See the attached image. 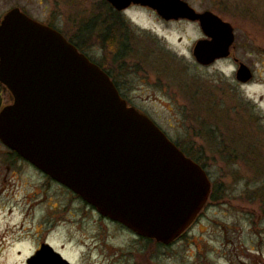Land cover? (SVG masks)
Returning <instances> with one entry per match:
<instances>
[{
	"label": "rangeland",
	"instance_id": "rangeland-1",
	"mask_svg": "<svg viewBox=\"0 0 264 264\" xmlns=\"http://www.w3.org/2000/svg\"><path fill=\"white\" fill-rule=\"evenodd\" d=\"M101 1L0 0V18L18 7L80 41L93 61L102 58L110 66L119 60H110L115 49L98 44V24L84 41L77 37L87 17L108 20ZM185 1L231 23L230 56L198 64L192 55L193 44L204 36L198 23L167 22L135 6L124 15L136 24L127 54L161 80L151 76L146 82L143 74L144 81L132 73L129 82L150 95L136 104L204 164L222 188L220 198L208 203L179 241L164 247L150 240L144 257L123 258L128 248L119 236L109 240L116 244L110 257L103 247L88 253L82 242L88 235L74 223L75 205L67 192L21 166L0 142V264H24L41 241L63 248L75 264H264V0ZM234 59L252 70L249 82L236 80ZM7 91L0 87L2 101ZM83 250L87 258L81 262Z\"/></svg>",
	"mask_w": 264,
	"mask_h": 264
},
{
	"label": "water",
	"instance_id": "water-1",
	"mask_svg": "<svg viewBox=\"0 0 264 264\" xmlns=\"http://www.w3.org/2000/svg\"><path fill=\"white\" fill-rule=\"evenodd\" d=\"M106 1L118 11L139 4L165 20L198 21L205 38L192 55L201 65L230 54L233 26L211 10L184 0ZM252 75L238 62L237 81ZM0 83L13 96L0 110L5 145L140 236L169 244L192 223L209 194L205 170L127 106L96 63L18 7L0 20ZM45 250L29 264H42Z\"/></svg>",
	"mask_w": 264,
	"mask_h": 264
},
{
	"label": "flooded vegetation",
	"instance_id": "flooded-vegetation-1",
	"mask_svg": "<svg viewBox=\"0 0 264 264\" xmlns=\"http://www.w3.org/2000/svg\"><path fill=\"white\" fill-rule=\"evenodd\" d=\"M135 6L136 5H130L128 8H126L121 12H117L110 6L109 14L107 16L108 20L106 24L103 25L101 23H98V31H97L98 44L103 49H105L106 45L111 47L112 51L113 49H115V51H113L114 52L113 55L110 56L111 57L110 60L115 62L116 60L119 61L115 63V65H113V63L110 62L111 65L107 66L106 62L104 63L101 58L100 61H95V63L101 69H103V71H105V73L109 76L119 96L121 97V99H123L126 102L128 106L134 107L138 111L150 117V115L145 110H143V108H141L138 104H136L137 101H147V99L150 98V95L143 96L140 88L136 89L133 85L130 84L129 77L131 76L132 73L135 74L138 73L139 78L143 74V77L146 82L151 76L155 77V82L161 80V77L160 75L154 74L149 69L143 67L141 64L136 63L132 58V56L130 54H127L133 39V36H131L132 33L131 27H133V25L136 24L132 21L130 17L127 16V18H125L124 15L126 12H129ZM136 7L146 8L141 6H136ZM27 15L32 17L28 13ZM37 21L47 26L51 25L49 21L46 22H42L40 20ZM178 21H182V20H169L167 22H178ZM183 21H187V20H183ZM51 26L55 27L54 25ZM141 80L144 81L143 79ZM0 87L2 90L7 91L1 84ZM12 100L13 98L9 92L7 93L6 99L2 101V99L0 98V110L5 105L12 103ZM8 152L13 154V156L17 159L18 163L21 166L27 168L34 174H37L38 177L45 179L46 182H49V185L51 184L55 185L57 188H61L67 192V195H69V197L73 200V203L75 205L74 208L72 207L73 209L70 208L73 211L72 215L74 217V221H75L74 223L84 228V232L88 235V238L86 240L83 239L82 241L83 244L86 245V252L92 253L94 249L98 247H103L104 252L107 253V255L110 257L111 256L110 253L116 249L115 248L116 244L115 243L111 244L109 240H114L119 236L121 238H124L125 245L123 247L128 248L122 250L123 258L132 259L135 256L136 257L145 256L144 255L145 252L148 251V243L150 242L149 238L140 236L135 232H133L131 229L127 228L122 223L112 220L108 216L102 215L100 212H98V210L94 206L88 204L79 195L75 194L64 185L51 179L48 175L44 174L40 169H38L30 162L19 156L17 153H15L12 150ZM207 175L210 184V191L205 205L203 206L201 212L198 214L193 224L189 227V230H187L184 234L181 235V237H179V239L175 240L171 244L179 241L181 238H183L186 234L189 233L192 227L199 220L202 211L208 205V203H215V201H217L220 198L222 188L218 186L216 181L212 180L208 172ZM87 241L92 243L88 245ZM45 243L49 244V250L43 251L42 264H75V261L72 260L71 256H69V254L66 253L63 248L55 246L50 241L39 242L36 245V247L25 258L24 264H29V259L33 255H35L38 251H40L42 245ZM138 245L140 246V249ZM135 247L137 248L136 251L134 250ZM86 252L83 250L82 254H80L81 262L83 261V259L87 258Z\"/></svg>",
	"mask_w": 264,
	"mask_h": 264
},
{
	"label": "trees",
	"instance_id": "trees-1",
	"mask_svg": "<svg viewBox=\"0 0 264 264\" xmlns=\"http://www.w3.org/2000/svg\"><path fill=\"white\" fill-rule=\"evenodd\" d=\"M101 2L105 6L106 10L109 12V9H110L109 4L104 0H102ZM86 21H87L86 23L81 25V27L79 28L78 33H77V37L81 41H84L88 37V36H86V33L90 34V33L94 32L96 24L101 23V24L105 25L107 22L106 19H103V20L100 19L99 21H97L94 14H93V16L87 17ZM65 36L68 38L69 41L73 42L76 45V47L78 48L79 51L84 52V47L82 46L80 41H76L74 38H72L70 36H67V35H65ZM176 144L179 148H181L183 150V152L187 156L191 157L193 160L200 163L204 167V164L201 163V161L193 153L188 151L185 147L181 146L180 144H178V143H176Z\"/></svg>",
	"mask_w": 264,
	"mask_h": 264
},
{
	"label": "bare ground",
	"instance_id": "bare-ground-1",
	"mask_svg": "<svg viewBox=\"0 0 264 264\" xmlns=\"http://www.w3.org/2000/svg\"><path fill=\"white\" fill-rule=\"evenodd\" d=\"M26 244H28V242Z\"/></svg>",
	"mask_w": 264,
	"mask_h": 264
}]
</instances>
